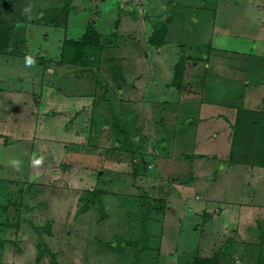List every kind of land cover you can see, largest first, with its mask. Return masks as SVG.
I'll list each match as a JSON object with an SVG mask.
<instances>
[{
  "label": "rangeland",
  "instance_id": "1",
  "mask_svg": "<svg viewBox=\"0 0 264 264\" xmlns=\"http://www.w3.org/2000/svg\"><path fill=\"white\" fill-rule=\"evenodd\" d=\"M91 17L104 47L85 77L60 49ZM161 24L164 41L149 43ZM178 67L169 105L153 78L133 81ZM0 79V264H191L215 251L255 264L262 168L221 155L227 105L264 108V0L0 1Z\"/></svg>",
  "mask_w": 264,
  "mask_h": 264
},
{
  "label": "trees",
  "instance_id": "2",
  "mask_svg": "<svg viewBox=\"0 0 264 264\" xmlns=\"http://www.w3.org/2000/svg\"><path fill=\"white\" fill-rule=\"evenodd\" d=\"M3 2L11 0H0ZM93 18L88 19L85 29L78 36H66L62 39L60 52L71 55L79 64L88 68L99 67V57L103 47L101 34L93 24ZM164 24L154 28L147 40L154 45H160L165 38ZM7 38L3 35L2 43ZM181 68L174 69V81L179 82ZM229 149L226 160L229 163H247L264 166V108L236 106L233 121L230 124ZM35 165L31 164L32 172ZM262 228V227H261ZM191 264H221L218 251L210 254H196ZM255 264H264V250H259Z\"/></svg>",
  "mask_w": 264,
  "mask_h": 264
},
{
  "label": "crops",
  "instance_id": "3",
  "mask_svg": "<svg viewBox=\"0 0 264 264\" xmlns=\"http://www.w3.org/2000/svg\"><path fill=\"white\" fill-rule=\"evenodd\" d=\"M79 34H77V35H72V36H78ZM150 46V45H149ZM104 47V46H103ZM151 55L150 54H148V57H149V59L150 60H152L151 59V57H150ZM101 62L99 61V64H100ZM149 66V65H148ZM146 67H147V65H146ZM146 67H145V69H146ZM150 67V66H149ZM186 68V67H185ZM184 68V69H185ZM98 70L99 69H101V66L99 65V67L97 68ZM97 69H95V70H97ZM87 70H89V72H91L92 71V69H88V68H86L85 69V67H79V68H76V70H74V73L76 74V75H85V77L87 76V77H89V74H88V71ZM150 76V77H149ZM186 77V74H182L181 76H180V78H179V82L178 83H174V78H173V76L172 77H170L169 76V78H166V79H164V81L162 82V83H158V81L157 80H155L154 79V77H153V74H151V73H148V76H144V73H140V75L138 76V78L136 79V76L134 77V83L136 84V80H138L139 81V83L141 82V80H143V81H146L147 82V80L148 79H152L153 78V81H152V83H153V85L151 86V83L149 84V87L151 86V87H153L155 90H159L160 88L161 89H165V90H170V91H172V93H171V95L169 94V92L167 93L168 95H170V97H165V99H164V101L163 102H166L167 103V105H169V102H172V101H174V99L175 100H180L181 99V93H182V91L181 92H178V90H180V88L181 87H183L185 84V80H184V78ZM1 78H2V76H1ZM171 79V80H170ZM0 81H3V79H0ZM5 90L6 89H3V91L5 92ZM93 85H92V90L91 89H89V90H85L84 92L82 91V92H80V91H75L74 93H72V95H75V97L76 98H78V97H80V96H93ZM6 92H8V90H6ZM1 95H3V93L1 94ZM77 95H79V96H77ZM177 97V98H176ZM203 98L202 99H200V103H202L203 102ZM87 102V101H86ZM85 102V103H86ZM78 104H82V103H80V102H78L77 103V105ZM227 105V104H226ZM82 107V105L80 106V107H78V108H81ZM252 107H256V106H252ZM77 108V109H78ZM203 106H202V108H201V111H203ZM226 111H229L230 113H231V115L230 116H226V122H225V124H228V132H227V136H228V139H229V135H230V124H231V122L233 121V118H234V115H235V110H236V106L234 105V104H229V105H227V107H226V109H225ZM178 113H180L182 116L184 115V116H186L188 113H186L185 112V110H183L182 108L180 109H178ZM172 114H174L173 112H172ZM176 115H177V111H176ZM209 114L208 113H203V112H199V114H197L196 113V118H198V119H202V118H204L205 116H208ZM178 118H179V116H178ZM188 120H192V118H189ZM229 141V140H228ZM164 143H166V141H164ZM228 149H229V144H228V148H227V150L225 151V152H223L222 154L223 155H221V158L223 159V160H226V157H227V153H228ZM227 161V160H226ZM250 165V164H249ZM254 165H257V164H252V165H250V166H254ZM258 166H261L260 168H262V171H261V173L260 174H258V176L261 178V176H263L264 175V166H262V165H258ZM195 196L196 197H201L202 195H201V193H196L195 194ZM199 203V202H198ZM201 204V202L199 203V204H197L196 206H198V205H200Z\"/></svg>",
  "mask_w": 264,
  "mask_h": 264
},
{
  "label": "clouds",
  "instance_id": "4",
  "mask_svg": "<svg viewBox=\"0 0 264 264\" xmlns=\"http://www.w3.org/2000/svg\"><path fill=\"white\" fill-rule=\"evenodd\" d=\"M28 63H30V64H31V63H32V61H31V60H29V61H28ZM36 162H37V163H39V161H36Z\"/></svg>",
  "mask_w": 264,
  "mask_h": 264
},
{
  "label": "water",
  "instance_id": "5",
  "mask_svg": "<svg viewBox=\"0 0 264 264\" xmlns=\"http://www.w3.org/2000/svg\"><path fill=\"white\" fill-rule=\"evenodd\" d=\"M168 8V7H167Z\"/></svg>",
  "mask_w": 264,
  "mask_h": 264
}]
</instances>
